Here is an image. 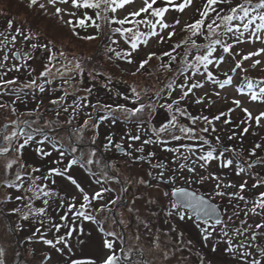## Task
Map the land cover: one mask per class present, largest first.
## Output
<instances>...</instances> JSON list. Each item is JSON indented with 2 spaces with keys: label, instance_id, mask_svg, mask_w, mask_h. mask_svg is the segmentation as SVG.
<instances>
[{
  "label": "rangeland",
  "instance_id": "rangeland-1",
  "mask_svg": "<svg viewBox=\"0 0 264 264\" xmlns=\"http://www.w3.org/2000/svg\"><path fill=\"white\" fill-rule=\"evenodd\" d=\"M39 2L45 3L46 0H39ZM175 2L179 4L183 3V0H175ZM239 2L241 0H233V3ZM28 3L29 0H0V32L16 35L15 29L20 28L25 34L32 37L30 41H23V37L18 36L16 48L30 52L33 59L27 61L10 60L9 66L12 63H20L22 65L26 63L27 67L22 68L20 72H10L7 79L19 77V84L16 87L31 79H37V83H44L45 78L39 77V73L44 71L46 65H49L48 57L52 55L54 58L51 65H49L52 67V72L48 77V79L52 80V83L44 84L45 91L43 93L36 88L25 89L26 95L21 97V101L24 102L17 101L15 104V108L17 109L15 115L11 111L6 112L4 109H0V125L10 120L28 121V124L24 125V130L43 134V137L40 138L37 135L35 137L33 136L34 139L22 150L20 163L26 167L21 169L18 166H14V169L9 170L6 174L3 171L2 165L10 157L0 156V248L5 250L4 259L6 264H33L34 261L44 257V253L50 259H47L43 264H71L73 260L86 258H92L96 261V264H100V261L108 254V250L102 247L104 232L100 231V226L92 221L84 220L82 217H75L73 213L68 212V203H75L76 210H79V205L83 203L78 190L69 181L58 176H52L46 181L48 188L59 194V196L50 199L49 206H46V217H37L30 213L29 209L25 207L29 203L26 198L16 200L17 196L26 197L27 195H31V193H26L25 191L31 186V179L25 176L23 188L19 190L14 187H6L3 183L6 177L14 179L15 171H20L23 173H31L33 177H41L37 181V184L41 186L45 185L41 182L45 181L43 177L48 173V170L53 167L63 168L70 160L68 158V152H65L63 148L61 149V144L67 147L71 144L76 147L77 152L74 154V157L78 158H81V154H83V158H88V154L98 148L108 158V164L112 162L119 164L118 170H109V176H116L117 179H108L101 175L104 163L100 164L102 167L99 166L98 171L95 172V176L88 174L83 167L78 165L73 166L71 175L77 179L90 196L96 191L101 190L102 187L111 189V191L104 193L103 200H93L85 211L91 215H95L97 221H102V226L105 231H113L120 238L124 235L123 241L127 251L132 249L140 250L144 255L145 264H199L202 258L205 264H240L239 260L224 251L226 245L222 240H219L218 229L209 240L205 241L202 232L205 227H208L207 225L202 222L197 223L193 218L181 221L175 216L170 217L167 215L169 197H165L164 192H170L172 186L161 183L155 178L161 169H156L152 165L156 163L167 165L165 169V179H167V176L172 174V170L176 169L179 163H185L184 160L180 159V156L189 155L187 147L181 146L195 145L197 142L184 138L179 141L170 140L166 148L179 149V152L165 150L164 145L155 143L143 145V141L146 139L155 140L152 129L159 128L170 118V113L167 109L160 107V105L171 103L172 100L178 99L181 94L179 85L189 82L185 80V75L191 76L192 69H186L184 75L176 71L179 66L180 57L184 56L185 48L190 53L186 58L188 63H195L194 56L197 53L203 54L205 51V49L191 48L190 45L193 38L185 34L188 30H181L185 28L186 24L192 23L200 18L197 9L202 10V6L206 3V0H194V3L183 12L170 8L165 14V22L169 25H175L176 20L180 21L179 25H175L177 35L173 36L170 40L167 39L168 32L172 30L169 28L162 32V35L165 37V42L163 43L158 42L156 36L149 35L142 37L137 50L132 52L131 56L125 55L131 51L130 41L128 39L130 34L126 33L125 35H121L112 30L111 23L107 22L106 14L114 15L116 20L124 19L127 16L130 21L143 18L155 22L158 18L151 17L147 14H142V17L135 18L129 16V13L143 6V0H134V3L125 5L124 8H117L115 12L109 10L105 14V12L101 11V17H105L103 20L104 24L100 27L101 35H97L98 39L94 41L80 40L73 37L66 27H62L48 16L41 15V10L38 8V5L29 8ZM94 10L81 9L78 14L83 15L85 12H88L90 14L89 16L95 20ZM49 11H52L51 6H49ZM10 12L14 15L18 14L16 15V19L19 24L22 23L26 26L28 24V26L33 27V30L24 29L20 26L21 24L18 26L15 24L12 29H7L8 20L5 16ZM70 18L74 20L72 17L65 16V19ZM87 25L89 26L80 28V32L84 33L83 35L87 36L97 33L94 24L90 22ZM129 27L134 31L139 30L141 32L142 29L144 33L149 32V25L147 24L136 25L135 23H126L125 25H116V28L122 29ZM156 31L160 32L159 26H157ZM46 38H50L53 41L50 45L52 48L51 53L43 49L32 50L30 48V43L47 44ZM2 39L3 37H0V40ZM144 39H147L148 43L145 44L143 42ZM181 39H188V43L173 52V55L177 56V60L172 62V70L169 71L167 67L169 59L162 54L172 51V47L181 41ZM113 40L116 43H112ZM230 42L232 41L230 40ZM261 47H264V44L260 41H256L255 43L248 42L235 46L234 51L247 54ZM109 48L113 49V51H108ZM61 51L65 53L64 56L60 55ZM150 52H156L161 57V61L153 59L135 76L131 75L132 72L136 71L139 62L147 58V54ZM117 53H120V56H117ZM2 54L0 53V56ZM83 57L89 59L90 63L97 64L105 73L108 70H113V77L111 74H107L104 78L109 80L113 78L116 86L123 84L128 89V92H126L129 94H124L123 98H121L122 104L132 108L139 107L141 101L145 104L151 103L154 106V109L148 110L151 112V115L146 111L141 114L140 118L126 120L128 122L118 118L113 123L106 109L92 106L87 98L85 100V97L89 95V92L87 93L85 89L92 90L96 87L95 85L100 84L94 81L95 78L90 77V73L86 75L83 73L84 71L81 73L76 69L75 64L80 62ZM219 58L222 59L219 69L214 66L216 59L214 60L212 58L214 64L209 65V69L214 73L217 83L214 84L212 81L205 79L206 73H204L203 67L201 66L199 73L193 77L191 82L199 81L204 84V88L194 90V93L189 94L188 97L180 102L179 107L185 109L191 116H207L209 119H212L219 112H226L228 108L234 107L231 104V100L237 98L242 99L244 106L249 107L254 115L264 111V104L258 101H251L248 98L249 90L245 91L242 87H239L242 80L255 79L257 81H264V63L254 69L250 68L247 73L241 70L232 72L231 68L234 67V60L240 57L233 58L231 56V58H227L222 53ZM129 59L133 62L129 63ZM253 59H261L264 61V55L254 57ZM108 61H117V70L108 67ZM251 62V60L245 62L244 67L248 68ZM119 64L120 66H118ZM57 69H60L64 73L63 78L57 73ZM225 72H228L232 76V83L225 85L224 88H220L218 82L225 79ZM86 78L90 81L89 85L86 83ZM65 80H67V83H64ZM171 80L175 81L173 83L174 91L169 94L166 85ZM133 89L140 93V101L136 100L132 91ZM258 89L257 87L253 88L255 91H258ZM205 92L209 93L210 99L215 101L214 104H197L195 102ZM215 92H219L220 96H215ZM156 93H160V95L157 96ZM60 97H64V99L60 100ZM14 99L15 96L13 95H5L0 98V102L11 104ZM53 100L60 102L53 104L51 103ZM225 100H227V103ZM75 105H82V107L76 109V112L73 113V107ZM64 108H68V112H65ZM57 112L60 113L59 116L56 115ZM89 114L92 116V119H87L89 127H85L78 132L77 130L80 129V126L84 124V116ZM119 115L117 113V116ZM102 116H107L108 118L101 120L100 118ZM230 118L232 123L228 125L223 124V118L221 121L213 122L218 129L215 134L211 132L208 134L200 133V128L207 126L203 121H198L193 126L188 118L178 115V123L184 126L195 127L196 134L205 135L210 140L212 146L214 144L217 145L215 136L218 135L221 143L235 149L236 155L234 156L243 160L242 165H246L247 162L255 160L257 157L264 158V147L257 149L256 157L249 156L252 150L250 140L252 145L260 143L264 146V121H262L261 126H256L254 121L251 122L250 130L247 133L251 137L247 138V134H244L241 138L239 134L242 128L246 126L240 125V121L245 119L244 113L237 109L230 114ZM69 120H71V123H68ZM94 123H98V127H91ZM237 125L240 126L237 127ZM239 129L241 130L238 131ZM11 130L12 128L10 126L9 131ZM233 131L237 133V138L229 140L228 136ZM136 135L140 136V140L130 139L131 136ZM45 136L48 137L47 140L44 139ZM108 137L112 138V142L109 144V148L105 149L104 145L109 143ZM38 141H44V143L40 144ZM22 142L23 140L20 141V143ZM53 142H56V148L52 147ZM117 144L121 145L119 149L116 148ZM142 146L144 147V152H137L136 149ZM40 147L50 152L51 155L42 156L36 151ZM215 147L217 148V146ZM60 150L66 153L64 157H60ZM194 150L197 154H200L198 147ZM206 150L207 147H205ZM149 152H154L155 156L147 158V153ZM128 153L131 155H128ZM12 155L14 156L15 153ZM140 156H144L146 159H137ZM149 159L151 163L148 162ZM193 159H195L194 156L190 157L187 163L191 165ZM34 168H39L40 171L32 172L31 170ZM197 171L203 175L215 173L221 176L225 183L231 182L237 186L227 189L229 192L238 191L239 184L247 181V188L243 193L247 199L248 196L256 195L254 197L255 199L260 192H264V185L255 189L252 188V184L256 181L257 175L261 179H264V166H257L244 173H239V168L236 167L235 163L230 168H221L219 162L213 161L210 165L206 166V170L197 168ZM183 175L187 176L189 174L185 170ZM97 179L101 180L100 184L96 183ZM52 180H55V184L51 182ZM141 180L145 181V183H140L139 181ZM176 186H185L183 180H178ZM213 186V181H206L203 185L193 183L189 187L195 191L197 190V192L198 190L204 191L207 195L202 194L207 197L211 195ZM73 196L76 197L75 201L71 199ZM61 198L65 201L63 207L60 206ZM110 200H116L117 204L112 205L109 203L108 208L103 212L95 211V209L101 207L102 204L108 203ZM223 200L217 197L212 202L216 204H220L221 202V210L227 207L229 213H231L232 208L228 205L227 199L225 201ZM248 200L252 201L251 199ZM234 202L236 203V201ZM32 206H44L43 200L32 201ZM13 208H19L20 212L13 213ZM128 208H133L135 211L130 213L128 212ZM22 214H28L29 219L23 220L21 218ZM62 215H67L68 220H60V216ZM48 217H51L50 221H48ZM41 219L46 221L43 227L40 224ZM242 219H245V217L241 213L240 217L235 219V224L238 226L239 221ZM120 221H123V223H120ZM258 222H261V217L251 215L248 217V223ZM145 223L148 225L147 228L145 227ZM53 224H67L69 227L75 229L71 236L65 237L67 247L64 244L57 245V247L64 249L62 252H57L55 248L44 244L42 240L32 239L29 242H24L22 246L18 239V235L28 238L33 235L36 228H41V232L45 238L55 242L59 236L65 235L68 228L61 227L60 231L57 232L52 227ZM81 228L83 229L82 232L80 231ZM180 233L183 234L182 238ZM111 239L116 241L114 246H118L121 242V239ZM188 241H191V244H188ZM255 244L264 247V237L255 241ZM214 246L216 247V251L212 250ZM25 253H29L28 260L25 258ZM165 254H167V259L165 258ZM133 262L132 264H136V261Z\"/></svg>",
  "mask_w": 264,
  "mask_h": 264
},
{
  "label": "snow or ice",
  "instance_id": "snow-or-ice-1",
  "mask_svg": "<svg viewBox=\"0 0 264 264\" xmlns=\"http://www.w3.org/2000/svg\"><path fill=\"white\" fill-rule=\"evenodd\" d=\"M134 3V0H46L45 3H40L39 0H29L28 7L32 8L33 6H37L41 10V15L48 16L51 19L55 20L62 27H66L68 31L72 34V36L76 37L80 40L94 41L98 39L97 35H87L80 36L77 28H85L88 27L85 23L84 18L77 17V13L81 9H95L100 10L96 11V19H104L105 17H101L100 12L103 11L107 13L109 10L115 12L117 8H124L125 5H130ZM194 0H183V3L177 4L175 0H143V6L138 10L129 13V16L132 17H142V14H147L151 17L158 18L155 22L151 20H145L143 18L137 19L134 21H130L126 16L124 19L120 20H110L109 22L116 23L119 25H125L126 23H135L136 25L147 24L149 25V32L142 33L139 30L134 31L131 27L129 28H116L114 31L120 33L121 35L130 34L128 39L130 41L131 51L126 53V56H131L132 52H135L138 48V45L141 42L142 37L146 36H156L158 38V42H165V37L162 35V32L165 29L171 28L172 30L168 32L167 39H171L173 36L177 35L175 30V25H179L180 21L176 20L175 25H169L165 22V14L169 11L170 8L183 12L187 7L192 5ZM114 5V6H113ZM49 6H51L52 11H49ZM223 6V7H222ZM200 18L196 19L194 22L186 24L185 28L181 31L189 30L192 36H202L204 40L207 41L206 44H197L195 40L191 41V48L195 49H205L203 54L197 53L194 56L195 63H188L187 57L190 55L189 50L185 48L184 56L180 57L179 66L176 71L181 75L185 74L186 69H192V75H185V80L189 81L188 83H182L179 85L180 88V96L178 99L172 100L171 103L160 105V107L167 109L170 113V118L166 123H163L159 128H153V134L155 136V140L146 139L143 141V145L148 144H160L165 146V150L168 151H176L179 152V149H168L166 145L170 140L179 141L182 138L190 139L196 141L195 145H188L181 147H187L189 155H181L180 159L184 160L185 163H179L176 169L172 170V174L167 176L165 179V169L167 165L163 163H156L152 165V167L156 169H161L155 177L161 183L172 186L170 192H164L165 197H169V209L167 211V215L172 217L175 216L179 220L183 221L185 219H191L192 216L190 213L195 214V219L197 221L203 220V223L208 227L203 229L202 235L205 241L209 240L210 237L213 236L214 233L217 232L218 229V237L219 240H222L226 245L224 251L232 255L234 258L240 261V264H264V247H260L255 244L259 238L264 237V192H260L259 195L249 201L243 193L247 188V181L239 184L238 191L229 192L227 189L235 188L236 185H233L231 182L225 183L221 176L215 173H209L208 175H203L197 171V168L206 170V166L210 165L211 162L216 161L219 162L221 168H230L234 165L239 168V173H244L247 170L254 169L257 166H264V158L257 157L255 160H250L246 163V165H242L237 161H234L232 158H227L225 156V152L213 147L210 140L205 135H197L195 127H189L180 125L178 123V115L182 117H186L191 121V124L194 126L198 121H203L207 126H202L200 128V133L215 134L218 129L216 128L214 121H221L223 118V124L228 125L231 124L230 114L239 109L244 113L245 119L240 121V125H246L242 128L240 132V137L242 138L244 134H247L251 127V122L254 121L256 126H261L262 121H264V111L259 112V114L254 115L249 107L244 106V101L242 99L233 98L231 100V104L234 107H230L227 111H221L217 115L213 116L212 119H209L207 116H191L185 109L179 107L180 102L183 101L189 94L194 93L196 89H203L204 84L199 81L191 82L193 77L199 73L201 66L203 67L205 75V79L212 81L214 84L217 83L216 77L214 73L209 69V65H213V53L217 51V46L224 53H230L233 58L239 56V59L234 60V67L231 68L232 72L237 70H241L245 73L249 71L250 68L254 69L257 66L264 63L261 59H253L254 57H260L264 55V47L259 48L256 51L244 53H237L234 51L235 46L242 43H255L256 41H260L264 44V0H241L239 3H233V0H206V3L203 5V9H197ZM214 14V15H210ZM65 16L76 18L75 21L73 19H65ZM84 16L88 20H92L91 16H88L87 13H84ZM238 22V23H237ZM97 32L101 31L100 25L95 23V20H92ZM14 21L9 19L7 21V29H12ZM157 26H159L160 32H157ZM16 35H11L10 33L6 34L5 32H0V37H3L0 40V53H3L0 56V98L5 95H13L15 99L12 100L11 104H7L4 102H0V109H4L6 112L11 111L13 115L16 114L17 109L15 108V104L17 101H21V97L26 95L25 89L36 88L41 93L45 91L44 84H51L52 80L48 79L51 75L52 67L51 62L53 60V56L49 55V65H46L44 71L39 73V77H43L44 83H37V79H31L24 82L19 87H16L19 84V77H13L12 79H7V76L10 72H20L22 68L27 67V64L20 63H12L9 66V61H20V60H31L33 59L30 52H26L23 49H17V39L18 36L23 37V41H30L32 37L30 35L25 34L20 28L15 29ZM231 40L232 42H228ZM143 42L148 43L147 39H144ZM53 41H49L47 44H38V43H30V48L32 50L43 49L49 53L52 52V48L50 45ZM112 43H116L115 40ZM188 39H181V41L177 42L173 47L172 51L164 52L162 55L168 57L169 64L167 65L168 70L171 71L172 62L177 60V56L173 55L177 49L181 48L182 45L187 44ZM16 49V50H13ZM108 51H113V49L109 48ZM61 56H64L65 53L63 51L60 52ZM120 56V53L116 54ZM161 57L157 55L156 52H150L147 54V58L143 59L139 62V65L135 72H132L131 75L135 76L138 72L143 70L146 65L150 63L153 59L159 60ZM251 60V64L248 68L244 67V63ZM129 63L133 61L129 59ZM222 63L221 58H217L214 66L219 69L220 64ZM54 67V65H53ZM76 69H78L81 73L83 72L82 65L77 62L75 64ZM57 73L63 78L64 73L60 71V69L56 70ZM225 79L219 81V87L224 88L225 85L232 83V76L229 75L228 72L224 73ZM175 81L171 80L166 88L169 90V94H171L173 89V83ZM67 83V80L64 81ZM249 93L248 98L253 102H259L264 104V88H260L259 91L253 90V82L251 80L248 81ZM86 92H91V89H85ZM133 94L136 97L137 101L141 100L140 93L136 92L135 89L132 90ZM157 96L160 93H156ZM215 96L219 97L220 93L215 92ZM64 97H60V100H63ZM86 99V97H85ZM127 99V97H125ZM24 102V101H21ZM60 101L53 100L51 103L58 104ZM197 104H207V103H215L210 99L209 93L205 92L203 96L198 97L195 101ZM227 103V100H225ZM42 103V101H41ZM174 105L176 106L174 108ZM82 107V105H75L73 107V113L76 112V109ZM94 107H101L100 105ZM104 109L107 112L111 113V118L113 123L119 118L124 120H130L134 118H140L142 113L148 112L151 115V112L148 111L150 109H154V106L149 103L145 104L142 101L139 104V107L129 108L124 104H117L115 108L111 105H103ZM68 108H64L65 112H68ZM117 113L120 115L117 116ZM57 116L60 115L59 112L56 113ZM73 118H75L73 116ZM107 116H102L100 119H107ZM88 119H92L91 114H89ZM71 123V120L68 121ZM28 124V121H19V120H10L7 123H3L0 125V156L2 157H10L6 160V162L2 165L3 171L7 174L9 170H13L14 166H18L19 168L26 167L24 164L20 163V158L22 156V150L29 144L31 140H33V136L24 131V125ZM240 125H237L239 127ZM12 128L9 131V128ZM89 127L88 120L84 121V124L80 126L79 132L81 129ZM91 127H98V123H94ZM180 133V134H177ZM163 134V135H162ZM255 134V133H253ZM23 135L25 138L22 143H18L19 136ZM237 138V133L235 131L232 132L231 135L228 136L229 140H233ZM48 139L47 136L44 138ZM109 143L105 144V149L109 148V144L112 142V138H107ZM131 140H140V136H131ZM216 144L220 143V137L215 136ZM38 143L43 144L44 141H38ZM95 143V141H93ZM131 146V145H130ZM52 147L56 148V142L52 143ZM61 149L63 148V144L60 145ZM69 150L72 153L77 152V148L72 146L71 144L68 146ZM121 145L117 144L116 148H120ZM200 149V154L195 152V148ZM205 147L207 150L205 151ZM262 146L260 143L254 145L252 150L249 153L250 157H256L257 149H261ZM36 151L40 153L42 156H50L51 153L44 150L43 147L37 148ZM137 152L143 153L144 147H140L136 149ZM229 152L233 155H236L235 149H230ZM15 153L13 156L12 154ZM65 152L63 150L59 151L60 157L65 156ZM128 155H131L128 153ZM96 156L95 150L88 154V158H83V154H81V159H77L73 157L70 159L63 168L53 167L48 170V173L43 177L45 181L49 180L52 176H58L66 179L73 185L79 192L82 197L83 203L79 205V210H76L75 203H68L67 210L69 213H73L75 217H82L84 220L92 221L97 223L100 226V231L104 232L105 236L108 238L103 239L102 247L108 250V254L100 261V264H125V261L121 259L120 256L115 254L114 250V240L109 238L121 239L117 236V234L113 231H105L102 226V221H97L95 216L86 212L85 209L91 205L93 200H103L104 193L111 191L108 188H101V190L96 191L91 196L88 192L84 190L81 184L71 175V169L74 165H78L80 167H85V165H93L94 163H100L97 160L92 159V157ZM154 152L147 153V158L154 157ZM194 156L195 159L192 160L191 165L187 163L190 157ZM139 160H144L146 157L140 156L137 157ZM151 163V160L148 161ZM59 163V161H57ZM110 169H119V164L117 162H112L111 164L105 163L103 165V171L101 175L108 179H117L116 176H109ZM187 171L189 175L185 176L183 173ZM32 172H39V168H34L31 170ZM238 173V174H239ZM93 176L96 175L95 172L92 173ZM151 175V173H149ZM25 176L31 179V186L28 187L25 191L26 193H31V195L17 196L16 200L27 199L29 203L25 205L29 209V212L37 217H46L47 216V207L49 206L50 199L59 196L58 193L54 192L52 189L48 188V185L45 184L41 186L37 184V181L41 179L39 176L33 177L31 173H21L20 171H15L14 179L6 177L3 181L6 187H14L16 189L23 188V181ZM178 180H183L185 186H176ZM206 181H213L214 186L210 196H205L198 194L195 190H190V185L193 183H197L203 185ZM55 184V180L51 181ZM140 183H145V181L141 180ZM97 184L101 183L100 179L96 180ZM264 185V179H261L257 175L256 181L252 184V188H258ZM127 191V189H125ZM227 199L228 205L231 206L232 211L229 213L228 208H224L221 210L218 204L212 202L214 198ZM43 200V205L41 207H33L32 201L34 200ZM72 201L76 200V197L73 196ZM233 201H236L233 204ZM116 205V200H110L108 203L102 204L101 207L95 209L97 212H103L108 208V204ZM241 203L243 207H241ZM65 205V201L63 198L60 199V206L63 207ZM251 205V206H249ZM75 210V211H74ZM135 209L128 208V212H133ZM13 213L20 212L19 208H13ZM241 213L245 217L239 221V225L235 224V219L239 218ZM155 215V213H153ZM259 216L261 217V222L258 223H248L249 216ZM21 218L23 220H28V214H22ZM51 220V217H48V221ZM60 220L67 221L68 216L62 215L60 216ZM46 223L44 219L40 220L41 227ZM123 223V221H120ZM53 228L57 232L60 231L61 227H67L64 236H59L55 242L51 239H46L44 234L41 232V228H36L35 232L32 236L29 237V240L37 239L42 240L44 244L49 245L56 249L57 252H62L64 249L57 247L59 244H64L67 247L66 236H71L75 231L74 228L69 227L67 224H53ZM145 227L148 225L145 223ZM175 230V229H173ZM82 232L83 229L81 228ZM39 234V235H37ZM182 238L183 234L180 233ZM238 241V242H234ZM83 243V241H81ZM191 244V241L187 242ZM213 251H216V247L214 246ZM254 250V251H253ZM5 250L0 248V264H6L4 259ZM165 258L167 259V254H165ZM50 259V257H47ZM71 264H96V261L92 258L73 260ZM130 264V261H129ZM201 264H205L204 259H201Z\"/></svg>",
  "mask_w": 264,
  "mask_h": 264
},
{
  "label": "trees",
  "instance_id": "trees-1",
  "mask_svg": "<svg viewBox=\"0 0 264 264\" xmlns=\"http://www.w3.org/2000/svg\"><path fill=\"white\" fill-rule=\"evenodd\" d=\"M25 1V0H24ZM202 8H203V6H202ZM96 11L97 10H94V13H96ZM87 13V15L89 16L90 14L88 13V12H86ZM106 14V13H105ZM16 15H18V14H12L11 12L8 14V15H6L5 16V18H7V20H9V19H11V20H13L14 21V24L13 25H20V26H22L24 29H30V30H33V27H30V26H28V24H27V26L26 25H23L22 23H20L19 24V22L17 21V19H16ZM211 15H213V14H211ZM77 16L79 17V18H84L85 19V23L86 24H89L90 22L92 23V20H93V17H92V20H88V19H86L85 18V16H84V14L82 15V14H78L77 13ZM94 16H95V23H97V24H99L100 25V27H101V25H103L104 24V19H96V15L94 14ZM193 16H194V14H193ZM106 18H107V22L108 23H110L109 21L110 20H116L115 19V17H114V15H112V14H106ZM75 19L76 18H74V21H75ZM93 24V23H92ZM116 23H114V22H112L111 23V26H112V30H115L116 29ZM101 29V28H100ZM183 29V28H182ZM77 31L80 33V36H85V35H83L84 33H82V32H80V28L78 27L77 28ZM141 32H142V29H141ZM142 33H144V32H142ZM71 34V33H70ZM185 34H187V35H189L191 38H193L192 40H195L196 42H197V44H206L207 43V41L206 40H204V38L202 37V36H192L191 35V32L188 30V32L186 31V33ZM72 35V34H71ZM89 35H101V31L98 33H95V34H89ZM74 37V36H73ZM46 41L47 42H49V41H51L50 40V38H46ZM228 42H230V40L228 41ZM222 53H224L223 51H222V49H220L219 48V46H217V51L216 52H214L213 53V56H212V58L215 60V59H217V58H219V57H221V54ZM224 55L227 57V58H231V54L230 53H224ZM233 57V56H232ZM116 58V57H115ZM117 59V58H116ZM144 59H146V58H144ZM143 60V59H142ZM160 61H161V58L159 59ZM85 62V63H84ZM113 62V63H112ZM116 62V63H115ZM81 65H82V67H83V73H85L86 75H88L89 73H90V77H92V78H95V82L97 83V84H100V85H95L96 87H94L92 90H91V92H89V95H87V100H89L90 102H91V104H92V106H97V105H100L101 107H99V108H103L102 106L103 105H111V106H113V108H115V106L117 105V104H122V102H121V98H123V95L124 94H129V93H127L128 92V89H126L125 88V86H123V84H120V85H118V86H116V83L114 82L115 80L112 78L111 80H109V79H107V78H104L107 74H111V76L113 75V70H108L106 73L105 72H103L100 68H99V66L97 65V64H92V63H90V60L89 59H86L85 57H83V59L79 62ZM117 66V61H108V67H110L111 69H116L117 70V68L118 67H116ZM118 66H120V64L118 65ZM113 77V76H112ZM89 78V77H88ZM89 80H90V78H89ZM87 78H86V83H87V85H89V83H90V81H89ZM256 82H258L257 80H255ZM244 84H248V80L246 81V80H244V82H243ZM127 91V92H126ZM158 91H161V90H158ZM88 93V92H87ZM122 96V97H121ZM86 100V99H85ZM101 110V109H100ZM104 112V111H103ZM106 112V111H105ZM109 115L111 116V114L109 113ZM88 117H89V115H85L84 116V119L85 120H87L88 119ZM121 120H124V119H121ZM126 121V120H125ZM126 122H128V121H126ZM26 129V128H25ZM241 129H239L238 131H240ZM26 133H29V134H31L32 136H34L35 137V135H37V137L38 138H40V137H43V134L42 133H40V132H31V131H27V130H24ZM211 136H213V134H211ZM249 137H251V136H249L248 134H247V138H249ZM24 136L23 135H21V136H19V140L17 141L18 143H20V141H22V140H24ZM34 139V138H33ZM250 142V145H251V149L254 147V145H252V143H251V140L249 141ZM257 144V143H256ZM219 145H222V146H229V145H225L224 143H219ZM213 147H215V146H213ZM230 148H232V149H234L233 147H231V146H229ZM218 149H220L219 147H217ZM63 149H64V151L65 152H68V154H69V156H71V157H74L75 155V153H72L70 150H69V148L66 146V145H63ZM95 150V152H96V156L95 157H93L92 159H94V160H97V161H99L100 163H94V165H85V167H83L84 168V170L88 173V174H92V172H96V171H98V168H99V166H100V164H105V163H107V160H108V158L107 157H105V155L102 153V151L100 150V149H98V148H96V149H94ZM221 150V149H220ZM225 156H227V157H229V158H232L233 159V157H232V154L230 153V152H225ZM75 158H77V159H81V158H78V157H75ZM100 167H102V166H100ZM101 170V169H100ZM21 173H23V172H21ZM27 177V176H26ZM25 180V179H24ZM198 191H200L201 193H204L205 195H207L204 191H202V190H198ZM256 195H253V196H248V199H251V200H253L254 199V197H255ZM226 199H224L223 201H225ZM233 204H235V202L233 201ZM220 207H221V202H220V204H218ZM241 207H243V204H241ZM19 237H18V239H19V241L21 242V244H22V246L24 245L23 243L24 242H29V238H27V237H21L20 235H18ZM22 236H27V235H22ZM42 262H43V257H41L40 259H38V260H36V261H34L33 262V264H42Z\"/></svg>",
  "mask_w": 264,
  "mask_h": 264
},
{
  "label": "flooded vegetation",
  "instance_id": "flooded-vegetation-1",
  "mask_svg": "<svg viewBox=\"0 0 264 264\" xmlns=\"http://www.w3.org/2000/svg\"><path fill=\"white\" fill-rule=\"evenodd\" d=\"M76 203H78V202H76ZM103 237H104V239H105V238H108V237L105 236V234H103ZM109 239H111V238H109ZM125 247H126V245H125V243H124V241H123V238H122V243H121L118 247H117V246H114L115 254H116L117 256H120L121 259L125 261V264H128L129 261H130V262H132V261H136V262H138V263H142V264H144V258H143L144 255H143V256L140 255L141 252H140L139 250H132L131 253L128 254V251H126L127 248H125ZM28 254H29V253H25V258H26L27 260H28ZM137 255H138V257H139L140 260L136 259V256H137ZM46 260H47V254L44 253V257H43V262H42V264H43ZM199 264H201V261H199Z\"/></svg>",
  "mask_w": 264,
  "mask_h": 264
},
{
  "label": "water",
  "instance_id": "water-1",
  "mask_svg": "<svg viewBox=\"0 0 264 264\" xmlns=\"http://www.w3.org/2000/svg\"><path fill=\"white\" fill-rule=\"evenodd\" d=\"M239 162H241L242 163V160H239ZM191 215H193L194 216V218H195V214L194 213H190ZM196 220V219H195Z\"/></svg>",
  "mask_w": 264,
  "mask_h": 264
}]
</instances>
